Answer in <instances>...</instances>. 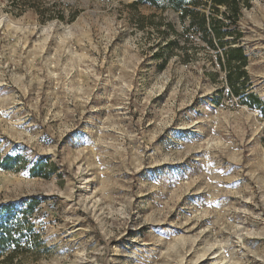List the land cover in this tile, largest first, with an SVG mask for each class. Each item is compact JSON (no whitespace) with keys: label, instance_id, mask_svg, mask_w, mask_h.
Masks as SVG:
<instances>
[{"label":"rangeland","instance_id":"rangeland-1","mask_svg":"<svg viewBox=\"0 0 264 264\" xmlns=\"http://www.w3.org/2000/svg\"><path fill=\"white\" fill-rule=\"evenodd\" d=\"M155 1L0 0V264H264V0H196L220 41Z\"/></svg>","mask_w":264,"mask_h":264},{"label":"trees","instance_id":"trees-1","mask_svg":"<svg viewBox=\"0 0 264 264\" xmlns=\"http://www.w3.org/2000/svg\"><path fill=\"white\" fill-rule=\"evenodd\" d=\"M141 1V0H138ZM151 4L156 5L155 0H147ZM239 1H242L245 7L249 6L250 0H209V7L213 11H218L219 6L226 8V16L229 19V24H235L239 18L240 6ZM135 2L134 4H137ZM168 6L172 10L179 11L181 17H190L192 20L197 21L199 28L203 31L205 36L209 34L215 35L219 41L222 39V36L225 32H222L221 28L228 27L220 20H215V18L210 15L201 13L194 8L197 6L196 0H168ZM191 7V8H190ZM233 43L228 44L227 49L224 50L225 59L228 67L227 81L231 89L234 91L235 95H239L242 88L244 87L245 81H247V74L244 70L247 64V56L244 52V49L233 40ZM212 46L211 42H209ZM221 46H227V44L220 43ZM237 44V45H236ZM236 45V46H235ZM242 85V87L240 86ZM246 98L249 99L247 102L250 106H255L258 109L260 105V100L252 93L247 94ZM260 107V106H259ZM13 162L12 158H5L4 162L0 164V167L3 169H12ZM31 175L33 177H49L50 172H46L42 165H36L31 170ZM37 201L35 199H29L26 201L27 210L25 213L30 214L34 207L36 206ZM12 204L0 205V256L3 254L6 249L15 243L16 240L12 237L11 230L13 227L19 226V220L15 221L13 215L11 214Z\"/></svg>","mask_w":264,"mask_h":264},{"label":"bare ground","instance_id":"bare-ground-1","mask_svg":"<svg viewBox=\"0 0 264 264\" xmlns=\"http://www.w3.org/2000/svg\"><path fill=\"white\" fill-rule=\"evenodd\" d=\"M2 22H5V19H2V20H0V23L2 24ZM21 122V121H20ZM17 123V122H16ZM20 134V133H19ZM21 135V134H20ZM90 199V198H89ZM239 238H240V236H239ZM208 256V255H207ZM209 260V264H226V262H224V258L222 257V256H220V255H216V254H214V253H212V257H210V259H208ZM187 261V260H186ZM184 262V264H189V263H187V262ZM181 264H182V261L180 262ZM193 264H195V263H193Z\"/></svg>","mask_w":264,"mask_h":264}]
</instances>
